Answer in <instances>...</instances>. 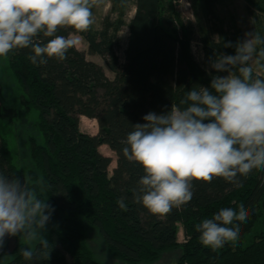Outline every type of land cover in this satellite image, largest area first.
Instances as JSON below:
<instances>
[{"label":"trees","instance_id":"obj_1","mask_svg":"<svg viewBox=\"0 0 264 264\" xmlns=\"http://www.w3.org/2000/svg\"><path fill=\"white\" fill-rule=\"evenodd\" d=\"M134 1L123 62L116 51L118 33L125 25L121 19H107L99 30L91 26L83 33L71 28L57 33L83 37L89 53L101 57L113 79L76 46L69 49L65 60L49 58L46 64L31 62V48L8 54L25 92L24 108L39 111L42 142L29 138L30 168L22 169L13 162L0 133V171L26 182L63 219L47 238L52 246L50 259L25 261L17 251L2 264H103L88 247L86 225L97 230L113 257L131 264L154 263L171 250L180 251L174 264H264V170L238 176L239 186L223 178L193 181L191 201L164 216L153 215L133 201V190L144 173L121 151L132 125L144 123L142 118L149 112L161 114L179 105L194 86L210 88L212 75H216L192 56L191 25L170 2ZM193 1L213 8L219 0ZM246 1L259 22L264 0ZM41 38L44 42L50 39L42 34ZM229 41L234 45L242 40L238 32L222 31L218 42L204 38L206 59L217 53L234 55L235 47L224 46ZM7 111L12 113L0 112V120L9 115ZM82 116L97 122L96 135L81 132ZM104 145L116 154L111 174L112 159L99 150ZM121 197L126 209L117 204ZM240 204L249 215L240 224L238 238L217 250L203 246L195 225L222 208L238 209ZM179 225L185 238L182 243L178 242Z\"/></svg>","mask_w":264,"mask_h":264},{"label":"clouds","instance_id":"obj_2","mask_svg":"<svg viewBox=\"0 0 264 264\" xmlns=\"http://www.w3.org/2000/svg\"><path fill=\"white\" fill-rule=\"evenodd\" d=\"M100 0H0V57L15 49L31 48L33 64L49 58L66 59L78 41L57 33L61 29L88 31L93 6ZM50 38L46 42L41 38ZM234 55L218 54L210 61L216 73L209 87L194 86L165 113L149 112L144 123L132 125L121 151L139 164L143 175L133 201L149 213L169 214L193 197V181L223 178L238 184V176L264 170V35L246 32ZM182 106V107H181ZM15 176L0 171V249L5 237L22 236L29 246L20 249L25 261L50 259L44 237L54 208ZM126 209L124 198L117 201ZM248 210L222 208L195 225L200 242L212 250L235 241Z\"/></svg>","mask_w":264,"mask_h":264},{"label":"rangeland","instance_id":"obj_3","mask_svg":"<svg viewBox=\"0 0 264 264\" xmlns=\"http://www.w3.org/2000/svg\"><path fill=\"white\" fill-rule=\"evenodd\" d=\"M172 4L175 10L185 23L191 25V41L190 49L194 59L208 72H215L210 67V61L205 57V46L203 39L210 38L215 42L219 41V32L233 34L238 32L241 40L245 39L246 32L256 31L264 35V14L258 13L259 22L254 20L250 13V7L246 0H219L213 8L204 6L205 3L194 2L193 0H163ZM134 0H100L93 6L94 23L92 27L95 30L101 29L103 22L108 20H123L125 25L118 33L117 54L124 61L123 52L128 41V23L135 14ZM70 38L76 39L78 43L75 45L80 51H83L87 59L98 63L104 68L106 75L113 79L114 74L108 69L104 61L98 55L89 53L88 44L80 35L71 34ZM219 53L216 54V56ZM10 56L0 57V112L7 111L9 115L0 120V133L8 144L13 162L22 169L30 168L29 157V138L35 137L42 142V137L38 131L37 124L39 122V111L37 109L26 110L23 102L25 101V92L17 78V75L11 67ZM216 73V72H215ZM216 75L224 76L227 73H216ZM11 108V109H6ZM17 115L14 116V111ZM86 117H80V130L89 135L98 133V125L95 120H87ZM100 152L112 159L109 173H112L116 165V154L110 150L108 146H101ZM50 204V203H49ZM51 205V204H50ZM52 206V205H51ZM52 208H54L52 206ZM63 219V215L54 208L51 218L43 232L47 239L49 233L53 229H57ZM86 240L88 247L94 258L103 264H131L113 257L104 243L103 239L97 232L86 225ZM18 243L17 236L5 237V243L0 249V264L10 259L11 254L20 251L21 248L29 246V242L22 236ZM184 234L181 225H179L178 242H184ZM180 255L179 250H171L162 254L161 258L154 263L140 264H174Z\"/></svg>","mask_w":264,"mask_h":264},{"label":"crops","instance_id":"obj_4","mask_svg":"<svg viewBox=\"0 0 264 264\" xmlns=\"http://www.w3.org/2000/svg\"><path fill=\"white\" fill-rule=\"evenodd\" d=\"M83 117V116H82Z\"/></svg>","mask_w":264,"mask_h":264}]
</instances>
